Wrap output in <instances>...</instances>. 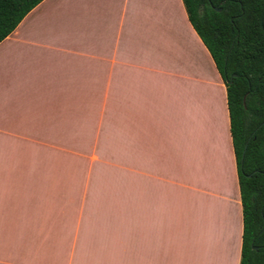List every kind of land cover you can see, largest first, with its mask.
I'll return each instance as SVG.
<instances>
[{"label": "crops", "instance_id": "obj_1", "mask_svg": "<svg viewBox=\"0 0 264 264\" xmlns=\"http://www.w3.org/2000/svg\"><path fill=\"white\" fill-rule=\"evenodd\" d=\"M244 229L184 0H44L0 43V264H241Z\"/></svg>", "mask_w": 264, "mask_h": 264}, {"label": "trees", "instance_id": "obj_2", "mask_svg": "<svg viewBox=\"0 0 264 264\" xmlns=\"http://www.w3.org/2000/svg\"><path fill=\"white\" fill-rule=\"evenodd\" d=\"M43 1L0 0V43ZM184 4L227 86L245 221L241 264H264V0Z\"/></svg>", "mask_w": 264, "mask_h": 264}, {"label": "water", "instance_id": "obj_3", "mask_svg": "<svg viewBox=\"0 0 264 264\" xmlns=\"http://www.w3.org/2000/svg\"><path fill=\"white\" fill-rule=\"evenodd\" d=\"M218 11H221V9H218Z\"/></svg>", "mask_w": 264, "mask_h": 264}]
</instances>
